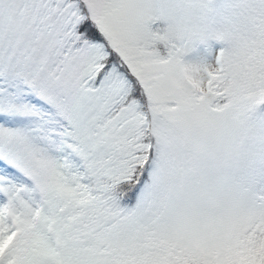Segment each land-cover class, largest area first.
Instances as JSON below:
<instances>
[{
  "label": "snow or ice",
  "instance_id": "6c2138e0",
  "mask_svg": "<svg viewBox=\"0 0 264 264\" xmlns=\"http://www.w3.org/2000/svg\"><path fill=\"white\" fill-rule=\"evenodd\" d=\"M0 264H264V0H0Z\"/></svg>",
  "mask_w": 264,
  "mask_h": 264
}]
</instances>
